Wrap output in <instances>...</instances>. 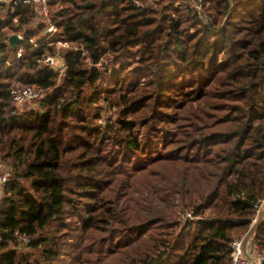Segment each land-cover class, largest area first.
<instances>
[{"label":"trees","instance_id":"obj_1","mask_svg":"<svg viewBox=\"0 0 264 264\" xmlns=\"http://www.w3.org/2000/svg\"><path fill=\"white\" fill-rule=\"evenodd\" d=\"M48 4L50 37L0 2V264H231L264 195V0ZM58 40L62 72L37 62ZM19 85L36 107L16 111Z\"/></svg>","mask_w":264,"mask_h":264},{"label":"built area","instance_id":"obj_2","mask_svg":"<svg viewBox=\"0 0 264 264\" xmlns=\"http://www.w3.org/2000/svg\"><path fill=\"white\" fill-rule=\"evenodd\" d=\"M12 0H0V2L9 4ZM24 4L31 5L35 10V17L30 22L33 24L34 22L37 24L38 28L43 30V35L46 37H50L57 32V28L53 22L52 12L48 4V0H21ZM193 6L199 11L200 6L198 4H194ZM11 12H14V9L11 8ZM13 21L16 23L17 18H14ZM20 42L23 40V35L16 33ZM30 42L33 43L34 46H37L34 40L30 39ZM50 45L55 46L56 50L59 49H69L70 45L67 42H62L60 40L51 42ZM22 53V47H18L17 49V57H20ZM37 62L41 65H47L51 69L62 72L65 69L64 60L62 54L58 52L56 54H45L41 59H38ZM97 64L96 66H99ZM43 89L39 85H24V86H16L10 90V97L12 105L16 107L23 106L27 103L38 100L40 94ZM115 113L116 108H111ZM111 110L105 113L104 117L97 120L98 123H103L104 120L110 118ZM11 176V167H9L3 158H0V191L3 190L4 185L7 183ZM255 214L254 217L251 218L248 228L239 235V237L235 238L231 242V256L232 262L231 264H264V249H259L257 245L254 243L256 227L258 223L262 221L264 218V195L261 196L257 202L255 203ZM192 211L188 212L187 215L191 216ZM262 218V219H261ZM260 221V222H259ZM14 239L16 243L21 245L22 248L27 247L28 236L25 234L19 233L18 230L13 232ZM1 241V236H0ZM21 247L19 249H21ZM17 249V247H15ZM253 248L254 252L252 255L248 254V250Z\"/></svg>","mask_w":264,"mask_h":264},{"label":"rangeland","instance_id":"obj_3","mask_svg":"<svg viewBox=\"0 0 264 264\" xmlns=\"http://www.w3.org/2000/svg\"><path fill=\"white\" fill-rule=\"evenodd\" d=\"M5 9H2V10H0V13H2L3 11H4ZM53 10H55V8H52V11ZM22 28H25V29H31V30H36L37 29V24L34 22L33 24H25ZM39 29V28H38ZM41 30V31H40ZM40 35H43V30L42 29H39V33H38V36H40ZM53 47H55V46H53ZM56 52V51H55ZM59 54H61V52H60V50L59 51H57ZM103 65H106L107 67H108V69H109V65H108V63H107V60H106V58H104V61H103ZM104 104L105 105V101H103V100H100L99 102H98V104ZM108 104V103H107ZM36 105H37V100L36 101H33V102H30V103H27V104H25V105H23V106H20V107H16L15 109H16V111L17 112H21V111H24V110H26V109H28V108H31V107H36ZM116 108V107H115ZM108 110H111V119L109 120V121H113L112 119H115V117H116V115H117V112H118V110H117V108H116V111H115V113H113L114 111L112 110V109H106V114H107V111ZM1 158V157H0ZM5 162H6V164L10 167V165L7 163V160L5 159ZM2 195H3V193H2V191H0V199L2 198ZM191 211V210H190ZM189 211V212H190ZM188 216V215H187ZM190 217V216H189ZM254 217V216H253ZM252 217V218H253ZM262 219V218H261ZM264 219V218H263ZM262 219V220H263ZM260 222V221H259ZM249 226V225H248ZM14 245H15V247H17V252L18 253H20V254H25V253H35V250H32L31 248H28V247H26V248H22L21 247V245H19L18 243H16V242H14ZM21 247V249H19ZM35 255L33 254L31 257H34Z\"/></svg>","mask_w":264,"mask_h":264},{"label":"water","instance_id":"obj_4","mask_svg":"<svg viewBox=\"0 0 264 264\" xmlns=\"http://www.w3.org/2000/svg\"><path fill=\"white\" fill-rule=\"evenodd\" d=\"M19 43H20V38H19V36L16 33H11V34L8 35L7 45L9 47V49L14 48Z\"/></svg>","mask_w":264,"mask_h":264},{"label":"crops","instance_id":"obj_5","mask_svg":"<svg viewBox=\"0 0 264 264\" xmlns=\"http://www.w3.org/2000/svg\"><path fill=\"white\" fill-rule=\"evenodd\" d=\"M252 249H253V248H250V249L248 250V254H249V255H252V254L254 253V252L252 251Z\"/></svg>","mask_w":264,"mask_h":264}]
</instances>
